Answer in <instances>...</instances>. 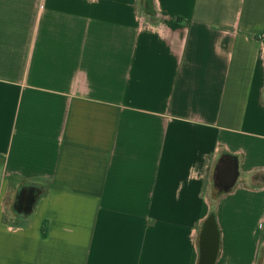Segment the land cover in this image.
I'll use <instances>...</instances> for the list:
<instances>
[{"label":"crops","instance_id":"1","mask_svg":"<svg viewBox=\"0 0 264 264\" xmlns=\"http://www.w3.org/2000/svg\"><path fill=\"white\" fill-rule=\"evenodd\" d=\"M153 1L0 0V264H264V0Z\"/></svg>","mask_w":264,"mask_h":264},{"label":"trees","instance_id":"2","mask_svg":"<svg viewBox=\"0 0 264 264\" xmlns=\"http://www.w3.org/2000/svg\"><path fill=\"white\" fill-rule=\"evenodd\" d=\"M145 11L147 14L154 15L156 13L153 0H145Z\"/></svg>","mask_w":264,"mask_h":264},{"label":"built area","instance_id":"3","mask_svg":"<svg viewBox=\"0 0 264 264\" xmlns=\"http://www.w3.org/2000/svg\"><path fill=\"white\" fill-rule=\"evenodd\" d=\"M260 225H261V227L264 229V218L261 219V221H260Z\"/></svg>","mask_w":264,"mask_h":264},{"label":"water","instance_id":"4","mask_svg":"<svg viewBox=\"0 0 264 264\" xmlns=\"http://www.w3.org/2000/svg\"><path fill=\"white\" fill-rule=\"evenodd\" d=\"M208 258V257H207ZM206 264L208 263V259H206V262H205Z\"/></svg>","mask_w":264,"mask_h":264}]
</instances>
